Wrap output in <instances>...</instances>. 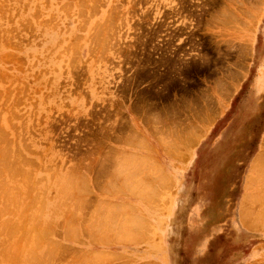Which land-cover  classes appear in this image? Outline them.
I'll use <instances>...</instances> for the list:
<instances>
[{
    "label": "rangeland",
    "instance_id": "obj_1",
    "mask_svg": "<svg viewBox=\"0 0 264 264\" xmlns=\"http://www.w3.org/2000/svg\"><path fill=\"white\" fill-rule=\"evenodd\" d=\"M0 119V264H264V0H0Z\"/></svg>",
    "mask_w": 264,
    "mask_h": 264
},
{
    "label": "bare ground",
    "instance_id": "obj_2",
    "mask_svg": "<svg viewBox=\"0 0 264 264\" xmlns=\"http://www.w3.org/2000/svg\"><path fill=\"white\" fill-rule=\"evenodd\" d=\"M132 3H133V2H132ZM87 4H89V3H87ZM130 4H131V3H130ZM94 5H95V4H94ZM97 5H98V4H97ZM124 15H125V14H124ZM129 15H130V14H129ZM111 16H113V15H111ZM118 16H119V15H118ZM118 16H117V18H118ZM132 16H133V15H132ZM109 18H112V17L109 16ZM117 18H116V20H117ZM120 18H121V17H119V19H120ZM105 19H106V18H105ZM128 19H129V17H128ZM107 20L109 21V23H111V21H110V19H108V17H107ZM116 20H115V21H116ZM122 20H124V18H123ZM105 21H106V20H105ZM115 21L113 22L114 24H115ZM120 22H121V20H120ZM103 23H104V20H103ZM103 23H102V24H103ZM113 23H112V24H113ZM117 23H119V22L117 21ZM124 23H125V21H124ZM100 24H101V23H100ZM112 24H108V25H111V26H112ZM114 24H113V29H114V27H115ZM96 25H97V24H96ZM115 25H116V24H115ZM118 25H119V24H118ZM84 26H85V25H84ZM105 26L107 27V24H106ZM121 26H123V24H122ZM124 26H125V25H124ZM95 27H96V26H95ZM108 27H109V26H108ZM108 27H107V28H108ZM116 27H118V26L116 25ZM93 28H94V27H93ZM107 28H105V30H106ZM111 28H112V27H111ZM119 28H120V27H119ZM121 28H122V27H121ZM108 29H110V27H109ZM113 29H112V30H113ZM115 29H117V28H115ZM130 29H131V28H130ZM60 30H61V29H60ZM112 30H110V31L108 30L110 34H112L113 31H116L117 33L120 31V29H119V30L117 29L118 31H117V30H113V31H112ZM96 31H97V30H96ZM108 31H107V32H108ZM124 32H125V31H124ZM108 35H109V34H108ZM108 35H107V38H108ZM121 35H122V33H121ZM74 36H75V35H74ZM95 36H96V35H95ZM109 36H110V35H109ZM111 36H112V35H111ZM111 36H110V37H111ZM113 36L115 37V33H114ZM124 36H125V34H124ZM104 37H105V35H104ZM119 37H120V35H117L115 38H119ZM122 37H123V35H122ZM97 38H98V37H96V39H97ZM101 38H102V37H101ZM115 38H114V39H115ZM74 39H75V38H74ZM93 39H94V38H93ZM110 39H111V38H110ZM94 40H95V39H94ZM94 40H93V41H94ZM97 40H98V39H97ZM97 40H95V42H96V43L94 44L95 47L93 46V44L91 45V46H93L94 48H96V44H97V42H99V44H103V43H100V42H101V41H100V37H99V40H98V41H97ZM115 40H116V39H115ZM117 40H118V39H117ZM93 41H92V42H93ZM111 41H112V40H111ZM60 42H61V41H60ZM114 42H117V41H114ZM70 43H71V42H70ZM72 43H73V42H72ZM74 43H75V41H74ZM74 43H73V44H74ZM109 43H110V42H109ZM75 44H77V43H75ZM75 44H74V47L76 46ZM112 44H113V43H112ZM78 45H79V44H78ZM97 45H98V44H97ZM82 46H83V45H82ZM91 46H90V47H91ZM98 46H99V45H98ZM102 46H103V45H102ZM102 46H101L100 49H102ZM108 46H109V45H108ZM110 46L112 47L111 44H110ZM110 46H109V47H110ZM114 46H117V45H114ZM49 47H50V46H49ZM63 47H64V46H63ZM66 47H67V45H66ZM68 47H69V46H68ZM70 47H72V46H70ZM93 47H91V48H93ZM99 47H100V46H99ZM113 48H114V47H113ZM115 48H116V47H115ZM44 50H45V49H44ZM89 50H90V48H89ZM97 50H99V49L97 48ZM68 51H70V50H68ZM75 51H77V49H76V50L74 49V50H73V53H74ZM101 51H102V50H101ZM78 52H80V51H77V53H78ZM91 52H92V50H91ZM96 52H97V51L93 52V54H95ZM77 53L75 52V53H74V56L72 55L73 58L75 57V54L77 55ZM99 53H100V52H99ZM101 53H102V52H101ZM103 53H104V52H103ZM66 54H67V52H66ZM90 54H91V53H90ZM114 54H115V53H114ZM104 55H105V54H104ZM98 56H99V55H98ZM98 56H97V57H98ZM102 56H103V55H100V57H102ZM55 57H56V56H55ZM53 58H54V57H53ZM75 58H77V57H75ZM79 58H80V56H79ZM98 58H99V57H98ZM117 58H120V57H117ZM80 59H81V58H80ZM101 59H102V58H100L99 61H101ZM71 60H72V58H71ZM74 60H75V59H73V61H74ZM75 61H77V60H75ZM99 61H98V62H99ZM78 62H79V61H78ZM78 62H77V64H78ZM101 62H102V61H101ZM79 64H80V63H79ZM71 65H72V64H71ZM64 66H65V65H64ZM1 92H2V91H1ZM1 96H2V95H1ZM5 96H6V95H5ZM17 97H18V96H17ZM21 97H22V96H21ZM12 101H13V100H12ZM22 101H23V100H22ZM6 110H8V109H6ZM14 113H15V112H14ZM10 115H11V114H10ZM11 118H12V117H11ZM6 119H7V118H6ZM0 120H1V119H0ZM13 120H14V119H13ZM7 121H8V120H7ZM0 128H1V127H0ZM4 130H5V129H4ZM4 130H3V131H4ZM0 132H1V134H2V131H0ZM6 132H7V131H6ZM7 133H8V132H7ZM2 135H3V134H2ZM2 135H0V138H1ZM18 136H19V135H18ZM6 137H7V136H6ZM1 139H2V138H1ZM3 140H4V139H2V141H3ZM5 140H6V138H5ZM6 141H7V140H6ZM10 141H11V140H10ZM13 141H14V140H13ZM14 142H15V141H14ZM8 143H9V142H8ZM11 143H12V142H11ZM24 143H25V142H24ZM5 145H6V144H5ZM3 146H4V145H3ZM7 146H8V145H7ZM11 146H12V144H10V149H9V150H12V149H13ZM14 146H15V145H14ZM190 146H191V145H190ZM0 147H1V146H0ZM5 147H6V146H5ZM262 147H263V146H262ZM6 148H7V147H6ZM11 148H12V149H11ZM1 149H2V148H1ZM3 149H4V148H3ZM263 149H264V148H263ZM0 151L3 152V150H0ZM5 152H6V150H5ZM260 152H261V151H260ZM6 153H7V152H6ZM3 154H4V153H3ZM3 154H2V155H3ZM15 154H16V153H15ZM128 154H130V153H128ZM9 155H10V153H9ZM17 155H18V154H17ZM17 155H15V156H17ZM24 156H25V155H24ZM138 156H139V155H138ZM263 156H264V155H263ZM5 157H6V155H5ZM5 157H4V158H5ZM7 157H9V156L7 155ZM12 157H14V156H12ZM135 157H136V156H135ZM140 157H141V156H140ZM258 157H259V156H258ZM4 158H3V159H4ZM23 158H24V157H23ZM142 158H144V157H142ZM261 158H262V157H261ZM19 159H20V157H19ZM30 159H31V158H30ZM138 159H140V158H138ZM258 159H259L260 162L262 161V160H260V157L257 158V160H258ZM4 160H5V159H4ZM11 160H12V159H11ZM11 160H10V161H11ZM117 160H118V159H117ZM123 160H124V159H123ZM130 160H131V159H130ZM0 161H1V160H0ZM14 161H15V159H14ZM17 161H18V160H17ZM20 161H21V160H20ZM22 161H23V160H22ZM142 161H143V160H142ZM146 161H147V159L145 160V162H146ZM2 162H3V161H2ZM18 162H19V161H18ZM254 162H255V161H254ZM6 163H7V162H6ZM26 163H27V162H26ZM123 163H124V162H123ZM131 163H132V162H131ZM53 164H54V163H53ZM135 164H136V163H135ZM10 165H11V164H10ZM21 165H22V164H21ZM256 165H257V163H256ZM15 166H16V164H15ZM15 166H14L13 168H15ZM134 166H135V165H134ZM148 166H149V165H148ZM152 166H153V165H152ZM10 167H11V166H10ZM142 167H143V166H142ZM149 168H150V167H149ZM256 168H257V167H256ZM10 169H11V168H10ZM29 169H30V167H29ZM58 169H59V168H58ZM12 170H13V169H12ZM23 170H24V169H23ZM61 170H62V169H61ZM9 171H10V170H9ZM65 171H66V170H65ZM71 171H72V169H71ZM145 171H146V170H145ZM13 173H14V172H13ZM71 173H73V172H71ZM75 173H76V172H75ZM142 173H143V172H142ZM11 174H12V173H11ZM17 174H18V173H17ZM76 174H77V173H76ZM162 174H163V173H162ZM50 175H51V174H50ZM163 175H164V174H163ZM0 176H1V175H0ZM51 176H52V175H51ZM58 176H59V175H58ZM153 176H154V175H153ZM161 176H162V175H161ZM164 176H165V175H164ZM59 177H60V176H59ZM69 177H70V175H69ZM143 177H145V176H143ZM18 178H19V176H18ZM16 179H17V178H16ZM0 180H1V179H0ZM20 180H21V179H20ZM87 180H88V179H87ZM24 181H25V180H24ZM147 181H149V180H147ZM87 182H88V181H87ZM166 182H167V181H166ZM169 182H170V181H169ZM1 183H2V181H1ZM26 183H27V182H26ZM36 183H37V182H36ZM45 183H46V182H45ZM163 183H164V182H163ZM24 184H25V183H24ZM24 184H23V185H24ZM80 184H81V183H80ZM87 184H88V183H87ZM146 184H147V183H146ZM45 185H46V184H45ZM72 185H73V184H72ZM84 185H85V182H84ZM88 185H89V184H88ZM142 185H143V184H142ZM167 185H168V184H167ZM169 185H170V184H169ZM169 185H168V186H169ZM46 186H47V185H46ZM108 186H109V184H108ZM145 186H146V185H145ZM145 186H144V187H145ZM1 187H2V186H1ZM44 187H45V186H44ZM76 187H77V186H76ZM86 187H87V186H86ZM86 187H85V188H86ZM146 187H147V186H146ZM152 187H153V186H152ZM67 188H68V187H67ZM147 188H148V187H147ZM150 189H151V188H150ZM0 190H1V189H0ZM60 190H61V189H60ZM62 190H63V189H62ZM68 191H69V190H68ZM84 191H85V190H84ZM157 191H158V190H157ZM1 192H2V191H1ZM1 192H0V193H1ZM65 192H66V191H65ZM155 192H156V191H155ZM2 193H3V192H2ZM60 193H61V192H60ZM139 193H140V192H139ZM156 193H157V192H156ZM40 194H41V193H40ZM63 194H64V193H63ZM66 194H67V193H66ZM68 194H69V193H68ZM70 194H71V193H70ZM2 195H3V194H2ZM156 195H157V194H156ZM158 195H159V194H158ZM263 195H264V194H263ZM70 196H71V195H70ZM0 197L2 198V196H0ZM63 197H64V196H63ZM67 197H68V196H67ZM248 198H249V197H248ZM248 198H247V199H248ZM253 198H255V197H253ZM5 199H6V198H5ZM65 199H66V198H65ZM69 199H70V198H69ZM71 199H72V198H71ZM150 199H151V198H150ZM2 200H3V199H2ZM81 200H82V199H81ZM83 200H84V199H83ZM255 201H256V200H254V203H256ZM73 202H74V201H73ZM75 202H76V201H75ZM75 202H74V203H75ZM83 202H84V201H83ZM101 202H102V201H101ZM6 203H8V201H6ZM8 204H9V203H8ZM246 204H247V203H246ZM250 205H251V203H250ZM74 206H75V205H74ZM78 206H79V205H78ZM30 207H31V206H30ZM75 207H76V206H75ZM255 207H256V206H255ZM109 208H110V207H109ZM114 208L118 209L116 206H115ZM110 209H111V208H110ZM245 209H247V208H245ZM248 209H249V208H248ZM118 210H119V209H118ZM250 210H251V209H250ZM71 211H72V210H71ZM119 211H121V209H120ZM246 211H247V210H246ZM33 212H34V211H33ZM247 212L249 213V211H247ZM38 213H39V212H38ZM38 213H37V214H38ZM250 213H251V212H250ZM242 214H243V213H242ZM81 215H82V214H81ZM1 216H2V215H1ZM241 216H242V215H241ZM245 216H246V215H245ZM262 216H263V215H262ZM79 217H80V216H79ZM107 217H108V216H107ZM1 218H2V217H1ZM32 218H33V217H32ZM134 218H135V217H134ZM30 219H31V218H30ZM102 219H103V218H102ZM126 219H127V218H126ZM135 219H136V218H135ZM257 219H258V218H257ZM31 220H32V219H31ZM100 220H101V219H100ZM100 220H99V221H100ZM111 220H112V219H111ZM129 220H130V219H129ZM253 220H254V218H253ZM37 221H38V220H37ZM83 221H84V220H83ZM101 221H102V220H101ZM2 222H3V221H2ZM94 224H95V223H94ZM104 224H105V222H104ZM141 224H142V223H141ZM141 224H140V225H141ZM1 225H2V224H1ZM28 225H29V224H28ZM90 225H91V224H90ZM94 226H95V225H94ZM103 226H104V225H103ZM29 227H30V226H29ZM29 227H28V228H29ZM96 227H97V226H96ZM129 227H130V225H129ZM143 227H144V226H143ZM105 228H107V227L105 226ZM42 229H43V228H42ZM42 229H41V230H42ZM75 229H77V228H75ZM121 229H123V228H121ZM2 230H3V229H2ZM2 230H1V232H2ZM13 230H14V229H13ZM84 230H85V229H84ZM108 231H109V230H108ZM4 232H5V231H4ZM29 232H30V230H29ZM29 232H28V233H29ZM33 232H34V231H33ZM78 232H79V231H78ZM97 232H98V231H97ZM101 232H102V231H101ZM34 233H35V232H34ZM120 233H121V232H120ZM6 234H7V233H6ZM42 234H43V233H42ZM123 234H125L124 231H123ZM126 234H127V233H126ZM126 234H125V235H126ZM12 235H14V234L12 233ZM30 235H32V234H30ZM35 235H36V234H35ZM45 235H46V234H45ZM127 235H128V234H127ZM8 236H9V235H8ZM14 236H15V235H14ZM94 236H95V235H94ZM117 236H118V235H117ZM45 237H46V236H45ZM103 237H104V236H103ZM118 237H121V236H118ZM118 237H116V238L118 239ZM4 238H5V237H4ZM34 238H35V237H34ZM39 238H40V236H39ZM39 238H38V239H39ZM121 238L123 239V237H121ZM9 239H10V238H9ZM36 239H37V238H36ZM104 239H105V238H104ZM107 239H108V238H107ZM6 240H7V239H6ZM10 240H11V239H10ZM41 240H42V239H41ZM101 240H102V239H101ZM118 240H119V239H118ZM97 241H98V240H97ZM103 241H104V240H103ZM121 241H122V240H120V242H121ZM38 242H39V240H38ZM101 242H102V241H101ZM106 242H107V240H106ZM23 243H24V242H23ZM23 243H22V244H23ZM97 243H98V242H97ZM102 243H103V242H102ZM108 243H109V242H108ZM1 244H2V243H1ZM10 244H11V243H10ZM46 244H47V243H46ZM18 245H19V244H18ZM24 245H25V244H24ZM48 245H49V244H48ZM50 245H51V244H50ZM59 245H60V244H59ZM59 245H57V246H59ZM7 246H8V245H7ZM57 246H56V248H57ZM60 246H61V245H60ZM60 246H59V247H60ZM62 246H63V245H62ZM2 247H3V246H2ZM2 247H1V248H2ZM12 247H13V246H12ZM51 247H52V245H51ZM51 247H50V248H51ZM59 247H58V248H59ZM65 247H66V246H65ZM10 248H11V247H10ZM2 249H3V248H2ZM36 249H37V248H36ZM45 249H47V247H46ZM21 250H22V249H21ZM49 250H50V249H49ZM56 250H57V249H56ZM62 250H63V248H62ZM26 251H27V249H26ZM45 251H46V250H45ZM47 252L49 253V251H47ZM57 252H58V251H57ZM31 253H32V252H31ZM33 253H35V252H33ZM43 253H44V252H43ZM53 253H54V252H53ZM35 254H36V253H35ZM49 254H50V253H49ZM104 254H105V253H104ZM106 254H107V252H106ZM30 255H31V254H30ZM95 255H96V253L93 254V257H94ZM100 255H101V254H100ZM18 256H19V255H18ZM96 256L98 257V255H96ZM22 257H23V255H22ZM31 257L34 258L35 256L33 257V254H32ZM36 257H37V256H36ZM43 257H44V256H43ZM49 257H50V256H49ZM52 257H53V256H52ZM14 258H15V257H14ZM20 258H21V257H20ZM54 258H55V257H54ZM94 258H95V257H94ZM100 258H101V257H100ZM21 259H23V258H21ZM21 259H20V260H21ZM39 259H40V258H39ZM45 259H46V258H45ZM47 259H48V258H47ZM102 259H103V258H102ZM105 259H106V258H105ZM33 260H34V259H33ZM35 260H37V258H36ZM40 260H41V259H40ZM42 260H44V259L42 258ZM59 260H60V259H59ZM2 261H3V259H2ZM24 261H26V260H24ZM45 261H46V260H45ZM49 261H50V260H49ZM49 261H48V263H49ZM69 261H70V260H69ZM31 262H33V261H31ZM24 263H25V262H24ZM52 263H53V261H52ZM18 264H21V263L19 262ZM22 264H23V261H22ZM34 264H35V263H34ZM62 264H63V262H62ZM64 264H65V263H64Z\"/></svg>",
    "mask_w": 264,
    "mask_h": 264
}]
</instances>
